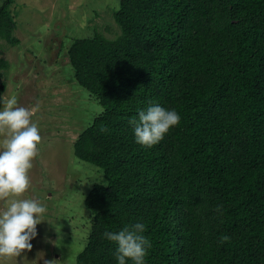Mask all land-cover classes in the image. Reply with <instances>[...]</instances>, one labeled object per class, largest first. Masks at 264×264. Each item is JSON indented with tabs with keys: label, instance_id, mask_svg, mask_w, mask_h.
Listing matches in <instances>:
<instances>
[{
	"label": "trees",
	"instance_id": "1",
	"mask_svg": "<svg viewBox=\"0 0 264 264\" xmlns=\"http://www.w3.org/2000/svg\"><path fill=\"white\" fill-rule=\"evenodd\" d=\"M10 1L0 32L15 26ZM117 3L119 34L66 53L101 107L71 145L102 176L81 198L76 264H116L103 233L137 221L146 264H264V0ZM150 103L181 119L146 148L128 122Z\"/></svg>",
	"mask_w": 264,
	"mask_h": 264
},
{
	"label": "rangeland",
	"instance_id": "2",
	"mask_svg": "<svg viewBox=\"0 0 264 264\" xmlns=\"http://www.w3.org/2000/svg\"><path fill=\"white\" fill-rule=\"evenodd\" d=\"M7 7L15 26L0 32V108L15 96L18 106L35 109L41 141L21 198L42 202L46 221L36 226L31 249L0 258V264H76L89 230L83 195L102 176L74 156L71 145L101 107L75 80L66 53L75 38L119 34L112 16L118 3L11 0ZM5 135L0 131V141ZM5 203L0 200V208Z\"/></svg>",
	"mask_w": 264,
	"mask_h": 264
},
{
	"label": "clouds",
	"instance_id": "3",
	"mask_svg": "<svg viewBox=\"0 0 264 264\" xmlns=\"http://www.w3.org/2000/svg\"><path fill=\"white\" fill-rule=\"evenodd\" d=\"M0 108V258L18 257L22 250L31 249L30 241L37 235L36 226L44 219L46 206L37 199L21 198L29 187V170L41 141L38 126L32 121L34 108L18 106L15 96L3 101ZM174 108L150 103L129 120L134 141L146 148L162 141L171 127L180 123ZM94 181L100 180V176ZM145 224H126L118 231H105L103 236L115 245L116 264H146L151 242L144 235ZM226 239V237L224 238Z\"/></svg>",
	"mask_w": 264,
	"mask_h": 264
}]
</instances>
